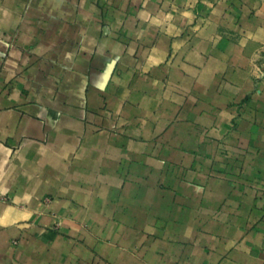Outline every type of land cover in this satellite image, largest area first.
Returning a JSON list of instances; mask_svg holds the SVG:
<instances>
[{"label": "crops", "instance_id": "crops-1", "mask_svg": "<svg viewBox=\"0 0 264 264\" xmlns=\"http://www.w3.org/2000/svg\"><path fill=\"white\" fill-rule=\"evenodd\" d=\"M264 0H0V264H264Z\"/></svg>", "mask_w": 264, "mask_h": 264}, {"label": "built area", "instance_id": "built-area-1", "mask_svg": "<svg viewBox=\"0 0 264 264\" xmlns=\"http://www.w3.org/2000/svg\"><path fill=\"white\" fill-rule=\"evenodd\" d=\"M264 74V73H263Z\"/></svg>", "mask_w": 264, "mask_h": 264}]
</instances>
